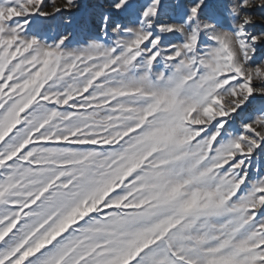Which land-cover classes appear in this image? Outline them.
I'll return each instance as SVG.
<instances>
[{"label":"snow or ice","instance_id":"6c2138e0","mask_svg":"<svg viewBox=\"0 0 264 264\" xmlns=\"http://www.w3.org/2000/svg\"><path fill=\"white\" fill-rule=\"evenodd\" d=\"M0 264H264V0H0Z\"/></svg>","mask_w":264,"mask_h":264}]
</instances>
